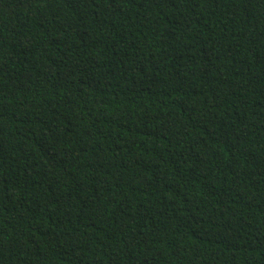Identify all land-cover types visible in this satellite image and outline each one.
Masks as SVG:
<instances>
[{
    "label": "trees",
    "instance_id": "trees-1",
    "mask_svg": "<svg viewBox=\"0 0 264 264\" xmlns=\"http://www.w3.org/2000/svg\"><path fill=\"white\" fill-rule=\"evenodd\" d=\"M0 264H264V0H0Z\"/></svg>",
    "mask_w": 264,
    "mask_h": 264
}]
</instances>
